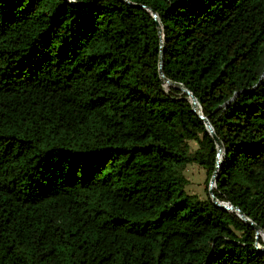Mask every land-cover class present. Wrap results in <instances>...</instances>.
I'll list each match as a JSON object with an SVG mask.
<instances>
[{"label":"trees","instance_id":"1","mask_svg":"<svg viewBox=\"0 0 264 264\" xmlns=\"http://www.w3.org/2000/svg\"><path fill=\"white\" fill-rule=\"evenodd\" d=\"M146 8L264 232V0H0V264H264Z\"/></svg>","mask_w":264,"mask_h":264},{"label":"water","instance_id":"2","mask_svg":"<svg viewBox=\"0 0 264 264\" xmlns=\"http://www.w3.org/2000/svg\"><path fill=\"white\" fill-rule=\"evenodd\" d=\"M136 6L143 7L142 5H138V4H136ZM146 10L149 11V13H150L151 17L153 18V20L155 21V24L157 27V35H158V41H159L158 42L159 43V50H158L159 52H158V61H157V72H158V76H159L161 83L163 85H168V86H173L175 88H178L179 90H181V92H183L187 96V99L190 102L191 109L202 120L204 127H205V130L211 136V138L215 144L216 154H215L214 168H213V170H212V172L208 178V183L206 186V193H207L208 197L210 198L212 204L215 205L216 207H219V208L227 210V211L234 212V214L236 216H238L242 221H244L246 224H248L249 226H251L254 229L255 237L261 235V238L263 239V242H264V232L259 227H257L251 220H249L243 214V212L240 208L234 207L227 202L219 201L214 197V195L212 193V189L214 187V181H215V178L217 175V168L219 167L222 156H223V145H222L221 141L217 138V136L214 134L209 122L202 115L200 108H199L195 98L192 96V94L182 84L170 81L163 76L162 70H161L162 49H163V35H162L161 26L159 25L156 14L148 8H146ZM263 74H264V71L262 72V75ZM255 247L260 249V250L264 249V246L259 247L257 244H255Z\"/></svg>","mask_w":264,"mask_h":264},{"label":"rangeland","instance_id":"3","mask_svg":"<svg viewBox=\"0 0 264 264\" xmlns=\"http://www.w3.org/2000/svg\"><path fill=\"white\" fill-rule=\"evenodd\" d=\"M191 146H194L193 143H191ZM183 174L187 180L184 186L185 192L193 193L197 198L205 197L208 180L205 182L206 177L203 169L195 164H187L183 170Z\"/></svg>","mask_w":264,"mask_h":264},{"label":"bare ground","instance_id":"4","mask_svg":"<svg viewBox=\"0 0 264 264\" xmlns=\"http://www.w3.org/2000/svg\"><path fill=\"white\" fill-rule=\"evenodd\" d=\"M166 87V86H165ZM261 236V235H260Z\"/></svg>","mask_w":264,"mask_h":264}]
</instances>
